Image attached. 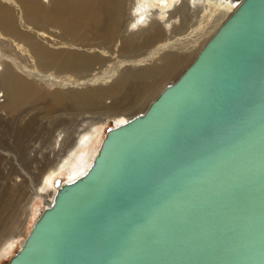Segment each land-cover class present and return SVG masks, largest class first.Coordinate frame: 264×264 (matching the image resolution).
I'll list each match as a JSON object with an SVG mask.
<instances>
[{"label":"water","instance_id":"obj_1","mask_svg":"<svg viewBox=\"0 0 264 264\" xmlns=\"http://www.w3.org/2000/svg\"><path fill=\"white\" fill-rule=\"evenodd\" d=\"M7 264H264V0L105 133Z\"/></svg>","mask_w":264,"mask_h":264},{"label":"bare ground","instance_id":"obj_2","mask_svg":"<svg viewBox=\"0 0 264 264\" xmlns=\"http://www.w3.org/2000/svg\"><path fill=\"white\" fill-rule=\"evenodd\" d=\"M44 2L0 0V92L4 97V101L0 102V161L8 162L9 157L3 156L2 151L14 147L10 146L9 138L17 147L22 144L19 139L13 137L15 132L11 127L13 123L22 131L37 115L52 119L58 113L63 114L69 104L75 106L74 108L81 114L85 112L93 114L92 112L97 110L110 119L124 117L126 122L133 119V112L140 107L143 100L155 93L166 80L184 66L190 50L196 47L198 48L196 51L201 50L207 42L206 39L211 38L246 0H47V4ZM193 4L195 7L191 6ZM189 10H194V14L189 15L187 13ZM200 11L204 12V20L198 16ZM179 20L180 26L176 25ZM169 30L174 37L168 38ZM162 43L164 45L161 46ZM145 50L149 52L146 53ZM6 53L29 56L34 60L32 62L38 70L31 71L20 65L18 66L20 71L17 70V66L6 60L10 59ZM104 53L107 56H102ZM116 54L126 57L129 59L128 62L135 64H140L135 61L139 57H145L141 61L143 65L155 64L128 71L118 78L116 70L108 71L103 77L89 81L92 84L101 79L97 86L91 87L89 83L85 91L76 92L77 90L71 91L72 89L66 93L61 91V88H70L69 85L85 87L86 83L78 76L84 72H92L98 66L104 67ZM156 58L161 64L154 61ZM75 76L77 78H74ZM106 101L109 105L102 107ZM95 114L97 116V113ZM94 126L96 125L92 127ZM93 130L94 128L76 133L79 141L74 138V133L69 136L68 133H60L57 138L55 137L54 147L49 156L46 158L42 153L40 156L44 159L57 156V164L44 169L42 182L40 180L36 184L31 180L30 195L26 204L32 203L36 197H42V191L47 187L51 188L54 177L64 170H69L70 178L75 177L68 179L70 180L66 181L68 183L85 174L100 148L99 146L92 158L94 150L84 148L85 145H89L92 138L99 136ZM10 132L12 134L9 135ZM20 132L17 133L19 136ZM74 148L76 150L72 156L65 158L66 153L73 151ZM24 150L29 162L36 163L40 153L35 147H26ZM27 169L25 163L21 167L11 165L9 168L3 167L2 164L0 172L3 170V174H7L10 171L7 179L11 182H20L22 177L29 182L32 174L27 172ZM21 171H25L23 176L14 175L20 174ZM24 182L25 179L22 180V183ZM16 186H19L18 183ZM55 194L56 191L53 198ZM51 195L52 191L49 196ZM53 198L46 200L47 206L51 204ZM24 228L23 225L21 231ZM11 235L14 234L8 236L12 237ZM20 236L21 233L12 239H6L7 241L3 243V231L0 227V255L3 251H13L18 240L15 238Z\"/></svg>","mask_w":264,"mask_h":264},{"label":"rangeland","instance_id":"obj_3","mask_svg":"<svg viewBox=\"0 0 264 264\" xmlns=\"http://www.w3.org/2000/svg\"><path fill=\"white\" fill-rule=\"evenodd\" d=\"M42 1H45L44 4H47V2H46L47 0H42ZM191 6L195 7L194 4ZM187 13L189 15H193L194 10H189V11H187ZM200 13H202L203 15L202 14L200 15ZM198 16L200 19L203 17V20H204V12H201V11L198 12ZM192 19H195V18H192ZM200 19H199V21H200ZM173 21H175V20H173ZM180 24H181V21L179 20L176 23V25L180 26ZM167 36H168V38L174 37V35H172L171 30H169L167 32ZM209 39L210 38H207L206 41H208ZM162 45H164V44L162 43L161 46ZM197 49L198 48L196 47V49H192V51L190 50V55L188 56V59L185 62L184 66H182L170 79L166 80L159 87V89H157V91L155 93L150 94L145 100H143V102L140 104V107L137 108L133 112V114H134L133 117L138 116V114L141 115V113H144L147 110L149 104L155 100V98L160 94L162 89H164L167 85H170L171 83H173L179 77V75H181L185 71V69L193 62V60L195 59L197 54L200 52V50L196 51ZM145 51H146V53L149 52L148 50H145ZM174 53H176V52H174ZM104 54H102V56H107L106 54L105 55ZM6 55L10 56V59L6 58V60L9 61L11 64H13L15 67L17 66L16 69L19 71H20V69L18 68L19 65L22 67H25L31 71H37L38 70V68L35 69L36 66L32 62L34 60L29 58V56H27V55H24L21 53H18V54L6 53ZM141 58L142 57L136 58L135 61H138V63H140V64H135L134 62H128L129 59H126V57H121V55L116 54L115 56H112L111 61L109 63H107L104 67L101 68L98 66L94 71L84 72L78 76V78H80V80H82L86 83L85 87H81L82 85L81 86L69 85L70 88H65V89L61 88V91L63 93H66L71 89H72L71 91L77 90L76 92L85 91L88 84L90 83L89 81H92V79L96 78V77L97 78L103 77V75L106 74L108 71L116 70L117 71L116 78H118V76H120V75L123 76L128 71H132V70L134 71V70L144 68V67L145 68L151 67L152 65L155 64V63H153V64L149 63V65H143V63L141 64V61L145 57H143L142 59ZM154 61H156V63L158 62L159 64H161V61L159 62L157 58ZM74 78H77V76H75ZM109 80H108V83H110ZM100 81H101V79L96 81V83H92V84L90 83V86L91 87L97 86L98 84H100ZM57 87H59V86H57ZM2 96H3V93L0 92V102L4 101V97H2ZM150 98H152V99H150ZM106 104L109 105L108 101H106L102 107L106 106ZM74 107L75 106L69 104L66 107L67 109L63 112V114L58 113L57 116H55L56 118L53 117L52 119L47 118V117L43 118V115H37L34 118V120L28 126H26L24 129H22V131L17 129V127L15 126L14 123L11 126V127H13V129L15 131V132L12 131V132H14L13 137L19 139L23 145L21 144L20 146L17 147L15 145V143H11L12 140H11V138H9L10 146H14V147L10 150L6 149V150L2 151V155L4 154L3 156L9 157L10 159L8 158V160H7L8 162H4L3 160L0 161V170H1L2 164H3V167L5 166V167L9 168V167H11V165L16 166V167L17 166L21 167V165L25 163V165L28 167L27 172L32 174V179L30 178V180L28 182V179L26 180V178L22 177L21 181L17 182L19 186H16L17 183H14L13 181L11 182L7 179V176H9L10 171L7 173L8 175L3 174V170H2V172H0L1 174H3V175L0 174V227L3 231V243H4V241H7L8 239H12L16 235L21 233V236L19 238H15V240H17V239L18 240L16 242L14 250L9 251V252L3 251L4 254L2 253L0 255V264H7L10 261V259L12 258V256L14 255V253L22 245L24 240H26L30 228L33 227L35 221L37 220V218L40 215V213L42 212V210H44L47 207L46 200H48V198L50 200L51 197L53 198V194L56 191V189L59 187V185L63 182L70 181L68 179H74L75 178V177L70 178V175L68 174L69 173L68 169L64 170L63 172L59 173L58 175H56L54 177L53 186L51 188L47 187L44 191H42V193H43L42 197H36V198H34L32 203L26 204V201H28V196L30 195V190H31L30 182H31V180H33L34 183H36V184H38L39 183L38 181H40V180L42 182L43 178L41 179V177H42V174L44 173V169L50 167L53 164L55 166L57 164V161H58V158H56L57 156L56 157H50L49 159H44L42 156H40L41 153L46 158L49 156V154L51 153V150L54 147L55 140L60 133H63V134L68 133V136L70 134L74 133V135H75L74 138H77L76 140H78V136L76 133H78L79 131H82V130H88L89 131L92 128H94L93 132L99 136L95 137L94 139L92 138L89 145L84 146V148L86 147L85 150L87 148H89V149L91 148L94 150V151H92V154H91V158H92L93 155L96 153L97 149L99 148L100 143L102 142V140L105 136V133L110 128L117 127L119 125L126 123V121L124 120L125 119L124 117H119L117 119H110V118L103 116L100 113V111H97V110L95 112H92L93 114L86 113V112L81 114ZM99 110H101V109H99ZM95 113H97V116ZM78 114H80V115H78ZM80 116H82V118ZM104 118H105V120H103ZM49 119H50V121H49ZM52 120H54V121H52ZM129 120H131V119H129ZM101 122H103V123H101ZM25 124L27 125V123H24V125ZM97 124H98V126H97ZM91 125L92 126L96 125L98 127V129H96L97 128L96 126L92 127ZM97 130H98V132H97ZM19 132H20V136H19V134H17ZM10 134H12V133L10 132L9 135ZM44 145H45V148H44ZM26 147H35V149L40 153L39 157H37L38 154L35 155L36 153L32 154L33 156L37 157V162L36 161L35 162L38 164H36V163L32 164L31 161L29 162L26 150H24ZM47 147L50 149L49 152H48L49 149ZM76 148H74L73 151L71 150V151L67 152L68 154L66 153L65 158H67V156L71 157L72 153L75 152ZM78 150L81 151L80 148ZM27 152H28V149H27ZM24 173H25V171L24 172L21 171L20 174L14 173V175H22L23 176ZM77 176H79V175H77ZM23 179H25L24 183H22ZM40 187H41V184H40ZM51 191H52V195L50 197L49 195H50ZM47 192H49V194ZM43 198H44V200H43ZM23 225L25 228H24V230L21 231V228ZM9 234H14V235H11L12 237H10V236H8ZM4 236L10 237V238H5Z\"/></svg>","mask_w":264,"mask_h":264}]
</instances>
